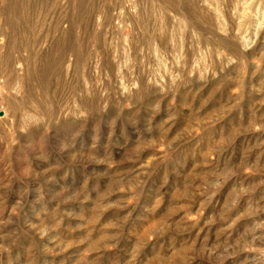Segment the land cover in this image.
Returning a JSON list of instances; mask_svg holds the SVG:
<instances>
[{
	"label": "rangeland",
	"instance_id": "rangeland-1",
	"mask_svg": "<svg viewBox=\"0 0 264 264\" xmlns=\"http://www.w3.org/2000/svg\"><path fill=\"white\" fill-rule=\"evenodd\" d=\"M0 264H264V0H0Z\"/></svg>",
	"mask_w": 264,
	"mask_h": 264
},
{
	"label": "bare ground",
	"instance_id": "bare-ground-1",
	"mask_svg": "<svg viewBox=\"0 0 264 264\" xmlns=\"http://www.w3.org/2000/svg\"><path fill=\"white\" fill-rule=\"evenodd\" d=\"M4 10V9H3ZM19 22V21H18Z\"/></svg>",
	"mask_w": 264,
	"mask_h": 264
}]
</instances>
